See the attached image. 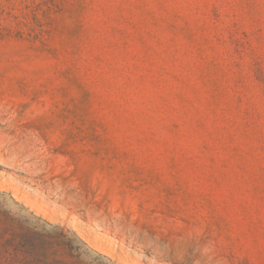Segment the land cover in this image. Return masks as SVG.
Returning a JSON list of instances; mask_svg holds the SVG:
<instances>
[{
    "label": "rangeland",
    "instance_id": "1",
    "mask_svg": "<svg viewBox=\"0 0 264 264\" xmlns=\"http://www.w3.org/2000/svg\"><path fill=\"white\" fill-rule=\"evenodd\" d=\"M0 264H264V0H0Z\"/></svg>",
    "mask_w": 264,
    "mask_h": 264
}]
</instances>
